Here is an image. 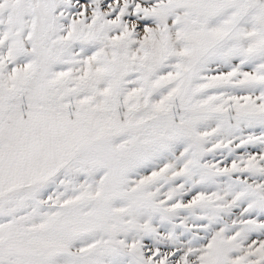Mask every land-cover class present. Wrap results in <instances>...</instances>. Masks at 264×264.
<instances>
[{
    "label": "snow or ice",
    "instance_id": "snow-or-ice-1",
    "mask_svg": "<svg viewBox=\"0 0 264 264\" xmlns=\"http://www.w3.org/2000/svg\"><path fill=\"white\" fill-rule=\"evenodd\" d=\"M0 264H264V0H0Z\"/></svg>",
    "mask_w": 264,
    "mask_h": 264
}]
</instances>
